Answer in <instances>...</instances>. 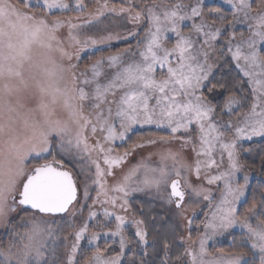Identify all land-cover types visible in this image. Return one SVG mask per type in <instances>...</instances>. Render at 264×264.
<instances>
[{"label": "snow or ice", "instance_id": "6c2138e0", "mask_svg": "<svg viewBox=\"0 0 264 264\" xmlns=\"http://www.w3.org/2000/svg\"><path fill=\"white\" fill-rule=\"evenodd\" d=\"M18 2L23 8L0 0V226L9 228L7 242H0V264H122L132 243L126 234L129 223L139 244H149L145 221L120 214L130 210L128 197L137 192H155L173 210V239L163 241L161 264H264V204L253 202L240 215L238 205L249 178L245 174L243 184L237 182L243 167L238 142L264 138V0H225L231 20L222 7L207 6L205 0H152L150 6L141 0L140 8L134 0L126 5L95 0L94 11L85 0ZM37 6L43 15L32 11ZM70 11L77 13V20L86 19L74 23L57 15ZM106 13H126L129 23L143 22V39H137L135 50L101 56L81 70L73 61H80L82 52L121 38L111 32L89 34L103 31L99 25ZM237 23L245 24L246 32L240 31L237 40L233 31L227 42L238 76L232 87L243 90L246 84L248 94L230 92L221 109L238 117L234 123L216 119L220 106L204 89L211 83L217 42ZM65 26L66 38L60 34ZM128 36L138 32L129 30ZM217 87L228 86L213 83L207 90ZM137 126L167 129L169 135L143 140L132 151L173 140L181 141L179 149L158 150L155 165L150 153L110 186L107 177H115L114 169L131 155H113L110 145L127 139ZM65 160L78 166L77 175L65 168ZM80 184L84 204L78 198ZM90 184L96 190L92 206L87 205ZM205 184L216 185L219 197ZM97 204L102 213L93 210ZM85 207L88 216L77 225L75 218L83 217ZM196 208L204 216L199 223ZM18 209L26 216L12 224L9 218ZM183 222L186 236L180 231ZM194 224L200 229L195 238ZM236 228L244 233L247 248L242 244L219 255L209 250L210 241ZM66 229L72 231L65 234ZM116 238L119 251L106 255L109 240L116 243ZM82 241L91 247L84 248ZM173 247L174 258L169 256Z\"/></svg>", "mask_w": 264, "mask_h": 264}, {"label": "rangeland", "instance_id": "374dc122", "mask_svg": "<svg viewBox=\"0 0 264 264\" xmlns=\"http://www.w3.org/2000/svg\"><path fill=\"white\" fill-rule=\"evenodd\" d=\"M114 1L115 0H109L110 3L111 2L113 3ZM25 2H28V0H25ZM70 2L74 3V0H70ZM188 2H190L191 4H195L196 0H188ZM12 3L18 4L17 2H15L13 0H12ZM31 3L33 5H36L37 0H31ZM85 3H87L91 6L92 11L95 10V7H96L95 0H85ZM151 3H152V1L148 2L146 4L150 6ZM254 3H259V0H257ZM205 4L207 6L216 5V6L224 7L225 10L230 11L229 14L224 13L227 16V19L228 20L232 19L230 5L225 3V0H205ZM18 6L23 8L22 4H18ZM32 11H34L36 15H43L44 14L40 11L39 6L33 8ZM205 11H207V7H205ZM57 15L60 17L61 20H65V21L69 17H71L74 23H82L83 20L86 19V16H84V17H80V19L77 20L76 19L77 13L74 11L65 12V13H57ZM48 19L51 21L53 19V17L49 16ZM101 20L103 21V23L100 24L99 27L101 29H103V31L100 33H96L93 30L89 34H97L98 35V34H107L108 32H111L113 34H119L121 38L118 40H113L110 44L99 45L96 49H90L89 51L82 52L80 54V56H81L80 61H78V62L75 60L73 61L74 63L79 64V67L81 70H83L86 65H90V64L94 63L95 60L99 59L101 56L107 57L109 55H115L119 52H122L124 49L130 48V47L133 50H135L136 45H137V39H143L144 33H143V31H141V29L144 28V23L141 22L139 25L129 23L126 13L123 15H115V14L106 13L104 17H101ZM187 23L190 24L191 22L189 21ZM129 30H136L138 32V36H135V37L128 36ZM184 30H185V32L188 31L187 28H185ZM233 31L236 32V36H237V40H238L240 31L246 32V25L243 23H237L235 25L234 29L229 28L227 30V32H225L221 36L220 40L217 42V51L212 53V60L210 61V63H213V68H212V75L209 77V80L211 79V77L213 76V74L215 73V71L217 69L218 61L225 59L226 55L231 58V54L227 52V42H228V39L230 38L231 33ZM67 33H68L67 26H65L64 28H62L60 30V34L62 37L66 38ZM125 36H127L128 38L127 39L123 38ZM174 39L175 38L173 37V39L171 41H169L168 46H171V44L174 43ZM220 50H223V52H224V55L222 57L220 56ZM234 64H235V62H234ZM208 84L209 83H206V87L204 89L205 95L214 104L220 106L217 109L216 119L222 120V121H227L229 119H232V121L235 123L236 120L238 119V117L237 116H231L230 117L226 113V111H223V112L221 111L223 106L218 103V100H219L221 94H220V92L216 91L215 89H213L212 92H208V90H207ZM167 135H169V132L167 129H163V128L157 129L155 126H144L142 128L137 126L136 128H134L131 132H129L127 134V139H125L124 141L116 140L115 142H113L110 145L114 149L113 155H115V154L122 155L125 151H131V155H129V157L127 158L126 164L122 165V167H120V168L114 169V172L116 174L115 177H107L108 184L110 186L112 184H114L116 182V180L122 176L123 172H125L131 165L139 162L143 158L148 157L150 153L152 154V158H151L150 162L153 165H155L159 161V157H158V155H156V152L158 150H160L162 148H171L173 151H177L179 149V145L181 143L180 140H173V141H171L170 144L158 143L155 146H146L143 148L137 147V148H135L134 151H132L133 145L138 144L143 140H147V139L151 138V139H157L159 141L160 136H167ZM177 135L179 136V135H181V133H178ZM99 137H100V134L98 133L97 138H99ZM262 139H264V138L254 137L250 141L249 140L239 141L238 145H237V150H238L239 145L247 144L251 141H259ZM94 142H95L94 140H90V143H94ZM108 146L109 145H105V147H108ZM186 152H187V158L189 159V161H191L192 154H191L190 147L188 149H186ZM238 152H239V150H238ZM242 153L246 154V152H244V151ZM227 164H228L227 156L225 155L224 161H223V167L226 168ZM64 166L67 170L72 171L74 175H77L79 172L78 166H76L72 161L65 160ZM101 166L106 167L105 165H103L102 160H101ZM92 171L94 172V168ZM213 171H215V169H213ZM245 174L248 176L249 180H248V185L245 189V196L241 199V202L238 205V213H239V207L245 202V200L247 198L251 182L253 181V179H256L252 173H249L242 168L241 171L237 174V182L238 183L243 184V182H244L243 177ZM191 179L193 180V182L199 183L198 181L195 180V176H193ZM263 183H264V180H263ZM205 187H210L213 190L214 194L217 196V198L219 197V193L216 192V185H206L205 184ZM95 197H96L95 186L90 184V199L87 201L88 206H92V199H94ZM78 198H79V202L81 204L85 203V201L83 199V185L82 184H80V188H79V192H78ZM128 200H129V204H130V210L126 214L125 213H120V214L127 215L129 220H131V218L133 216H135L137 219H143L145 221L146 226H147V230L149 233V244L147 246L139 244V240L135 236V227L133 225H131V223H129L126 227V234L129 237V239L132 241V243H130L129 246L125 249L124 257L122 259V264H124V262H126V260L129 261V264H141V262L137 260L138 255L146 256L144 254L145 247L148 248V246L153 245L152 241L150 240L151 232H150V230L148 228V224H147L148 216L150 215L152 222L155 221L156 216H160L163 223L170 222L172 224L174 222L173 210L170 209L167 205H165L161 201V199L156 196L155 192H152V193H147V192L133 193L130 197H128ZM262 201L264 203V197H263ZM260 205H262V203H258V206H260ZM104 207H109V206L105 205ZM93 210L98 212V213H102V206L97 204V205L93 206ZM206 210L207 209H204L203 211H206ZM116 211L120 212V209L117 208ZM196 213H197V215L195 217L196 223H199L200 221L204 220V216H203L202 210L200 208H196ZM19 216H26V213L24 211H22L21 209H18L17 213L11 214V216L9 218L11 223L18 224L19 223V220H18ZM87 216H88V207H85L83 210V217H81L78 214L77 217L75 218V222L77 223V225H79V223L81 222V220L83 218H87ZM188 216L189 217L192 216L191 211H189ZM65 217L67 218V214H65ZM101 218H102V216H101ZM253 223H255V220H253ZM185 224H186V222L182 223L180 231L182 234H184L186 236L187 235V228L184 226ZM71 231H72L71 229H66L65 234H68ZM199 231H200V229H197L195 224H194L193 225V232H192L193 238L196 237V234ZM234 233H238L245 238V235L242 232V230L240 228H236V229L230 230V232L224 233L223 236H218L213 241H210L209 245H208L209 250L213 254L219 255L220 252L218 251V246L221 244V242L225 238H227L229 235L234 234ZM8 235H9V228H6L4 226H0V240L6 238ZM118 239L119 238H116V243H112L111 239L109 240V243H111V247L108 249V252L106 253V255H115L116 253L115 254H112V253L119 251ZM176 240L178 243V237L176 238ZM71 242H72V237L69 236V241H68L69 246H70ZM81 243H82V246L84 248L91 247V246L87 245L86 241H82ZM100 244L103 246V239L100 241ZM131 248H133V251H135V256L129 258L128 255L131 252ZM175 252H176V248L173 247L171 249V251L169 252V256L174 258ZM61 254H62V259H64L66 261V255L63 253V251L61 252ZM87 254L90 255L91 253L89 252ZM77 259H79V254H78ZM145 259H147V258H145ZM144 264H152V263H150L149 261H146V263H144Z\"/></svg>", "mask_w": 264, "mask_h": 264}, {"label": "trees", "instance_id": "16d2710c", "mask_svg": "<svg viewBox=\"0 0 264 264\" xmlns=\"http://www.w3.org/2000/svg\"><path fill=\"white\" fill-rule=\"evenodd\" d=\"M15 2H18V0H13ZM152 0H145V3L151 2ZM257 0H254L253 2H256ZM112 3V2H111ZM114 4L126 5V0H115L113 2ZM135 6L137 8L142 7L141 0H134ZM216 6V5H214ZM221 7V6H219ZM224 13L229 14L230 11L225 10L224 7H222ZM238 79L237 76V70L235 68V64L233 61H231V58L229 56H225V59L218 61L217 69L213 76L210 79V82L207 86V88L211 87V84H225L228 87L227 88H220L217 87L215 90L220 92V98L218 100V103L220 105H224L230 92L235 91L237 96H240L242 94L247 95L248 89L247 85H244L243 90H241L239 87L233 88L234 82ZM248 100H251V96L248 95ZM247 107V105H245ZM239 150V160L240 163L243 165V169L249 173H252L253 176L256 179H253L250 185L249 193L247 195V198L245 202L239 207V214L243 215L246 213V210L253 202H255L257 205L258 203H263L262 199L264 197V139L259 141H251L247 144H242L238 146ZM246 152V154H243L242 152ZM50 159V157H49ZM23 211V210H22ZM150 215L147 219L148 228L151 232L150 240L153 243V238L155 237L156 241V247L155 249L153 246H148V255H138V261L146 263V261H149L152 264H161L162 260L164 259V251H163V241L165 239L172 240L173 234L170 231V225L171 223H163L160 216H156L155 221H151ZM13 224V223H12ZM9 236V235H8ZM8 236L0 242H7ZM244 244L245 248H247V243L245 241V238L238 234L234 233L229 235L227 238H225L221 244L218 246V251H223L224 253H229L232 251L237 250L240 248V246ZM62 252V251H61ZM116 252H113L112 254H115ZM62 256V254H61ZM135 256V251H133V248H131V252L129 253L128 257ZM147 258V259H145ZM124 264H129V261L126 260Z\"/></svg>", "mask_w": 264, "mask_h": 264}, {"label": "water", "instance_id": "95a60500", "mask_svg": "<svg viewBox=\"0 0 264 264\" xmlns=\"http://www.w3.org/2000/svg\"><path fill=\"white\" fill-rule=\"evenodd\" d=\"M65 215V214H64Z\"/></svg>", "mask_w": 264, "mask_h": 264}]
</instances>
